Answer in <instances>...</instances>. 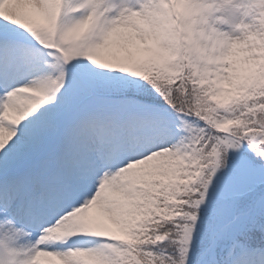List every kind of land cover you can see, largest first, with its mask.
Wrapping results in <instances>:
<instances>
[{
	"label": "snow or ice",
	"instance_id": "6c2138e0",
	"mask_svg": "<svg viewBox=\"0 0 264 264\" xmlns=\"http://www.w3.org/2000/svg\"><path fill=\"white\" fill-rule=\"evenodd\" d=\"M0 264H264V0H0Z\"/></svg>",
	"mask_w": 264,
	"mask_h": 264
}]
</instances>
